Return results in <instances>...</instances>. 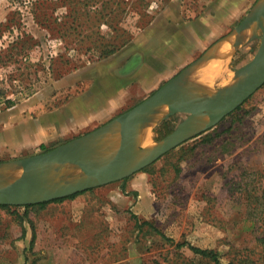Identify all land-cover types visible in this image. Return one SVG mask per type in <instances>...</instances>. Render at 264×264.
Wrapping results in <instances>:
<instances>
[{
    "label": "rangeland",
    "instance_id": "rangeland-1",
    "mask_svg": "<svg viewBox=\"0 0 264 264\" xmlns=\"http://www.w3.org/2000/svg\"><path fill=\"white\" fill-rule=\"evenodd\" d=\"M112 1L120 4L111 5L109 16L107 0H0V164L45 153L134 107L139 101L109 118L97 116L106 71L128 77L143 65L139 78L170 79L187 58L184 24L213 18L222 38L259 0ZM35 6L39 21L54 31L34 21ZM123 37L126 59L119 67L101 63L113 55L102 58L97 47L119 45ZM26 40L29 49L21 50ZM259 44L239 47L230 79ZM135 59V67H125ZM148 95L137 87L129 100ZM263 107L264 85L238 111L144 171L43 207L0 208V264H207L160 234L214 250L223 263L264 264ZM183 118L174 116L173 127ZM133 216L147 224L136 228Z\"/></svg>",
    "mask_w": 264,
    "mask_h": 264
},
{
    "label": "water",
    "instance_id": "water-1",
    "mask_svg": "<svg viewBox=\"0 0 264 264\" xmlns=\"http://www.w3.org/2000/svg\"><path fill=\"white\" fill-rule=\"evenodd\" d=\"M256 5L223 38L235 50L255 40L260 43L252 59L234 71L235 76L224 89L212 97L193 98L180 90V76H175L145 100L99 128L46 153L0 164V167H12L15 171L14 177L0 184V206L42 204L126 179L181 143L214 128L264 85V8L257 9ZM246 29H253L255 33L243 42L240 35ZM135 65L136 62L132 63L130 68ZM158 111L161 114L155 122L157 126L176 115L184 118L169 135L154 142V146L144 157L135 161L131 167L123 169L126 153L130 144H133L139 124ZM101 134L109 135L110 147L102 162L90 168L84 161L86 146ZM47 168L63 169L73 180L49 191L42 187L39 179V172Z\"/></svg>",
    "mask_w": 264,
    "mask_h": 264
},
{
    "label": "crops",
    "instance_id": "crops-1",
    "mask_svg": "<svg viewBox=\"0 0 264 264\" xmlns=\"http://www.w3.org/2000/svg\"><path fill=\"white\" fill-rule=\"evenodd\" d=\"M260 1L262 2V0H259L257 3L258 5L259 3H261ZM258 5H256V7ZM229 15L230 17H233L234 6H231L230 12L226 8V16L229 17ZM212 19L213 18L204 19L203 17L194 18L193 20L184 24V26L188 25L189 28L188 31L185 32L184 36H180V37H182V39H184V43L187 44V46L184 49L187 58L185 63L178 70V72L170 79H167L165 81L161 79L156 80L154 79L155 77H149V76L139 78V75H141L139 74L141 73L140 72L141 69H144L145 67L143 65H140V68L138 69V71L135 72V74L128 77H125V75L116 77V75H114V73L111 70L106 71L105 84L103 85L102 91H100V98H98L96 102L97 104L95 105V109H94L96 114H98L97 116L99 118H109L110 116L114 115V113L121 110L122 108H125L127 106L131 107L135 102L138 101L139 102L137 104H139L147 97L142 98L141 100L139 99L129 100L130 92L132 90H135L137 89V87H139L141 90H143L144 94L148 93L149 94L148 97H149L151 94H153L166 82L173 79L175 76H180L179 79L180 90L184 91V93H186L187 95L193 98L212 97L213 95L224 89L228 85V82L230 81V77H229L230 65L233 62L234 58L236 57L239 48L235 50L230 45V43L223 41L224 37L222 38L219 37L218 25H213ZM123 49H125V47L120 49L121 50L120 52L113 54L112 57L102 61L101 63H106V65L107 64L110 65V63L112 64L114 63L117 67H119L120 66L119 64L126 59V56L124 55L125 50ZM131 62L129 61L125 62V67L127 68ZM202 68L204 69V71H202L203 70ZM203 74H205V76ZM204 90L207 93L203 92ZM119 96L120 99H118ZM89 113H92V111H90ZM85 115L86 114H82L83 119ZM154 115L155 113L152 114L151 116ZM171 118L173 119V117ZM172 124H174L173 120H172ZM160 125L157 126L156 124H154V126L151 129L150 139L153 144L154 141L152 140V135H153L152 131L153 129L158 128ZM144 129H143V133H141L140 135L144 134L146 130ZM139 141L143 143L141 139ZM143 144L145 146V143Z\"/></svg>",
    "mask_w": 264,
    "mask_h": 264
},
{
    "label": "bare ground",
    "instance_id": "bare-ground-1",
    "mask_svg": "<svg viewBox=\"0 0 264 264\" xmlns=\"http://www.w3.org/2000/svg\"><path fill=\"white\" fill-rule=\"evenodd\" d=\"M256 8L257 9L264 8V0H262V2L259 3V5ZM254 33L255 31L253 29H246L245 31L241 33L240 40L244 42L249 36L251 38L252 35H254ZM202 71H204V69ZM205 74L203 75L205 76ZM203 92H206V91L204 90ZM160 114L161 113L158 111L155 113L154 116H150L144 119V121H142V123L139 124L137 132L133 138V144L132 145L130 144L129 149L126 153V162H125L123 169L131 167L135 163V161H138L142 157H144V155H146L147 152L154 146V144L151 142L150 134H151V129L154 126L155 122L158 120V117L160 116ZM143 129L145 130V132L144 134L140 135L141 133H143ZM140 139L142 142H144L146 139L145 145H147V147H145L144 144L139 141ZM109 147H110V138L108 134H101L97 136L95 139L90 141L88 145L86 146V150L84 153L85 164L90 168H93L94 166L98 165L105 158ZM14 175H15V171L12 167H8V166L0 167V184H4L8 180H10L12 177H14ZM39 179H40V184L42 185V187L46 188L49 191L56 190L60 186H64L73 180L72 176L67 171L63 169H53V168L42 169L39 172Z\"/></svg>",
    "mask_w": 264,
    "mask_h": 264
},
{
    "label": "trees",
    "instance_id": "trees-1",
    "mask_svg": "<svg viewBox=\"0 0 264 264\" xmlns=\"http://www.w3.org/2000/svg\"><path fill=\"white\" fill-rule=\"evenodd\" d=\"M50 1H54V0H50ZM46 4H48L46 2ZM119 5L120 3L119 2H114L112 0H107V2L104 3V6L107 8L108 6H110V8H107L109 10V13L108 15L111 16L113 13H112V10H111V5ZM103 5V4H101ZM104 6H102L104 8ZM40 10H41V7H40ZM32 15L34 17V21L40 25V26H43L45 24L41 23L39 21V18H38V9H37V6H35L34 10H32ZM75 22V19L73 18V22L71 24V26L73 27V24ZM45 27L49 30V31H54L53 27L51 25H45ZM63 32L64 33H67L66 31L68 30V28L64 27L62 28ZM61 30V31H62ZM63 32H60L62 33V36H63ZM59 33V32H58ZM118 37V36H116ZM115 37V38H116ZM129 40L128 38H125L123 37L122 39L120 38V41H119V45L118 44H114V43H106L105 45H103L102 48H98L99 49V53H100V57H108L110 55H113L117 52V50H120L121 48L125 47L127 44H128ZM28 41L26 40L25 43L22 41V46H21V50L25 49V47L27 46L26 49H29L28 48V45H27ZM241 62V60H235L234 64H239ZM231 68V66H230ZM14 106V102L13 101H7L6 102V107L7 108H11ZM240 109V107H238L235 111H238ZM234 111V112H235ZM233 113V112H232ZM172 118L167 120V121H164L158 128H155L153 129L152 133V140L154 142H158L160 140H162L164 137H166L167 135H169L172 130H173V124H172ZM202 135V134H201ZM199 135V136H201ZM204 137L203 140L204 141H207V142H210L212 139L210 138V136H208V134H206L205 136H202ZM41 149H44V146L41 145L40 146ZM51 150V149H50ZM49 149L45 151L48 152L50 151ZM144 171V170H143ZM92 190V189H91ZM91 190H87V191H91ZM87 191H84L83 193L87 192ZM82 193V192H81ZM80 193H77V194H74V195H71V196H68V197H65V198H62V199H56V200H53V201H50V202H61L63 201L64 199H71V198H74L76 195H78ZM50 202H46V203H42V204H37V205H29V206H23L24 209H28L30 207H33V206H40V207H43L44 205H46L47 203H50ZM11 206H0V208H10ZM21 221H20V225H21V238H24L25 235H26V229L25 227L22 225L23 223V216H17ZM24 217H25V213H24ZM134 220H135V227L136 228H141L142 225H145L147 223H139V220H137V218L135 216H133ZM161 237H163V239H165L167 242H169L171 245H175L176 248L178 249H181V248H186L188 250H190L193 254H195L196 256H198L200 258L201 261L207 263V264H238L237 262H235V260L231 259L229 260L227 263H223L221 262L220 260V256L217 252H215L214 250H211V249H202V248H198V247H195V246H192L191 244L187 243V242H183V243H175L172 239L170 238H166L164 235L160 234ZM34 239H35V234L33 233V237L30 241V244H29V247H28V250L30 251L31 253V250L33 248V245H34ZM34 255V254H33ZM37 260H33L32 261V264H37Z\"/></svg>",
    "mask_w": 264,
    "mask_h": 264
},
{
    "label": "flooded vegetation",
    "instance_id": "flooded-vegetation-1",
    "mask_svg": "<svg viewBox=\"0 0 264 264\" xmlns=\"http://www.w3.org/2000/svg\"><path fill=\"white\" fill-rule=\"evenodd\" d=\"M134 62H136V59L133 60V61L130 63V65H131L132 63H134ZM130 65H128L129 68H130ZM128 67H127V68H128Z\"/></svg>",
    "mask_w": 264,
    "mask_h": 264
},
{
    "label": "built area",
    "instance_id": "built-area-1",
    "mask_svg": "<svg viewBox=\"0 0 264 264\" xmlns=\"http://www.w3.org/2000/svg\"><path fill=\"white\" fill-rule=\"evenodd\" d=\"M262 110L264 111V107L262 108Z\"/></svg>",
    "mask_w": 264,
    "mask_h": 264
}]
</instances>
